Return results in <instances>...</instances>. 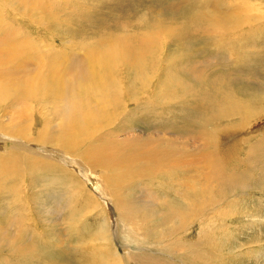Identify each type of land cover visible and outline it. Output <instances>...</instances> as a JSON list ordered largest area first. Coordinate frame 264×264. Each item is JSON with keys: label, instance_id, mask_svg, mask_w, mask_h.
Wrapping results in <instances>:
<instances>
[{"label": "rangeland", "instance_id": "374dc122", "mask_svg": "<svg viewBox=\"0 0 264 264\" xmlns=\"http://www.w3.org/2000/svg\"><path fill=\"white\" fill-rule=\"evenodd\" d=\"M101 58L110 65L106 81L113 89L102 110L95 106L97 100L88 103L81 97L96 85L93 65ZM80 65L83 73L70 90L67 83ZM220 75L233 78L240 96L251 91L262 102L243 116L231 112L236 106L225 96L216 95L221 100L206 110L203 102L216 94ZM0 130H124L127 137L159 134L163 147L185 139V133L172 130H196L200 145L223 133L211 180L218 200L211 220L215 221L211 230L206 225L214 239L211 264H264V0H0ZM14 141L21 140L4 136L0 147L6 150ZM224 150L227 154L218 157ZM70 159L55 154L53 160L89 180L86 187L104 204L118 245L114 202L106 199L100 182L101 191L95 188L99 171L80 169ZM202 170L196 163L183 180L187 183L194 174L199 178L196 187L203 186L207 172ZM168 180L163 179V195L172 197L177 186ZM156 186L158 204L163 196ZM68 189L37 185L23 190L21 197H12L8 190L0 195V213L5 211L0 214V264H22V256L32 252L47 260L36 264H101L111 259L108 249H100L98 256L93 251L92 240L104 215L92 212L87 200L71 194V189L67 194ZM131 190V198L140 194L138 188ZM156 204L148 208L150 216L162 214ZM160 218L167 253L177 254L171 221L165 211L163 217H153ZM146 230V246L163 251L165 245H154L160 229L152 224Z\"/></svg>", "mask_w": 264, "mask_h": 264}, {"label": "bare ground", "instance_id": "6f19581e", "mask_svg": "<svg viewBox=\"0 0 264 264\" xmlns=\"http://www.w3.org/2000/svg\"><path fill=\"white\" fill-rule=\"evenodd\" d=\"M109 67L110 65L107 64L106 58L96 60L93 65V77L97 87L95 84H92L93 87L89 86L81 94V97L87 99L88 103L93 99L97 100V104L95 101L93 102H95L97 109L100 110L104 109L103 104L107 103L109 96L113 93V89L110 88V84L106 81L111 72ZM80 70H84L81 65L72 79L68 81L67 86L70 90L74 89L76 86V78L82 75L83 71L81 72ZM232 79L229 78L228 75L227 77L220 75L218 80L219 89L216 91V94L211 93L213 98L205 99L203 102L206 110L213 109L215 101L221 100L214 97L216 95L225 96L226 101L236 106L231 112L238 111L243 116H246L253 109L254 105L262 102L260 100L261 97L257 95L251 96L253 93L251 91L248 92L245 90L242 96L236 93L234 91ZM57 89L58 86L51 87L50 94L55 96V90ZM96 95H99L98 99L94 98ZM243 102H247V105ZM80 109L86 111L82 102H80ZM221 109L225 113L228 112V107L226 105H221ZM172 131H174V133L177 132L178 135L180 133H185V139H181V137L177 138L171 145L163 147V136L159 134H157L158 137H155L156 135L151 136L148 133L149 136L145 134L147 138L138 136L127 137L123 133L124 130H0V138L4 136H13V138L15 137L21 140L20 142H15L16 140L13 143L7 142L9 146L6 150L5 147H0V149H4L0 151V195L1 197L4 196V192L8 190L12 197H21L26 194L24 192L25 190L28 191V188L30 190L37 185L41 187L63 186L65 188H70L72 190L71 194L74 192L76 194L75 196L83 199V201L87 200V202L84 203L88 206H92V209H90L92 212L100 210L104 215V220L102 222L100 221L101 225L96 229L94 234L95 237L92 240V242L95 243L93 250L95 255L98 256L100 249L102 251L103 249L111 251V259L106 258L108 260L103 261L101 264H211V257L213 254L211 249L214 239H212V236L208 233L207 226L209 230H211L210 227H213L212 224H214L215 220H211L215 213V202L218 201L212 191L211 180L216 156L215 148L225 136L223 133H215L200 145L198 144L196 130ZM30 144H34V146H30ZM232 147L233 146L228 145L226 148L231 149ZM227 152V150H224L218 153V157L227 154ZM55 154L60 157L72 158L73 162L78 164L80 169L85 170L91 168L99 171L100 176L98 178V185H95V188H100V182L104 189L106 199H112L114 202L113 206L118 214L117 238L120 242L118 245H114L111 235L112 231L110 230L104 204L96 199L86 187V182L89 180L87 179L84 181L82 179V181L71 169L65 168L60 163L53 160ZM70 162H72L71 159ZM196 163L207 172L205 174L206 181L203 183L204 185L198 188L196 186H199V178L196 179L194 174L189 178L187 183L183 180L184 174L188 169H193ZM220 171L221 169H219V175L222 176L223 174ZM86 172L87 170L85 174ZM82 175H84V173L81 170V176ZM163 179H170V182L173 183L172 187L177 186L175 196L170 197L165 196L166 194L163 195V190L165 192ZM23 184H25V187H22ZM155 186L163 196L162 199H160L163 201L159 203L157 201L158 204H156V199L154 198ZM131 188H138L140 194L131 198ZM70 189L64 191L68 194ZM99 190L101 191V189ZM132 190L134 191V189ZM53 192L55 191L53 190ZM56 193L58 194V192ZM83 195L85 198H83ZM156 198L158 197L156 196ZM7 199H5V201ZM89 199L92 203L88 202ZM8 201L10 200L8 199ZM155 204L159 205L158 207L161 209L162 214H151L152 216H150L148 208ZM164 211L171 221L169 229L172 233V239L174 238L172 243L179 245V250H176L177 254H168L166 250L168 245L166 244V246L163 243V232L166 230L163 229V218L157 221L153 219L155 216L163 217ZM2 212L5 214V211L1 210V213ZM204 217H206L205 220ZM14 219L16 220L19 218ZM152 224H154L155 229H160L161 232H158L162 239H160L159 233H157V244L154 242V245H165L163 251L157 252L146 246L147 234L144 231L146 228H151ZM141 225L143 226L141 227ZM228 230L229 229H227V231ZM20 231L21 230H19V233H21ZM7 234L5 236L6 238ZM14 235L12 237H14ZM25 235L26 234H24V236ZM20 236L18 237H23ZM31 239L30 241H32ZM43 240H41V242ZM172 243L169 244L171 245ZM6 245H8L7 241ZM35 245L36 244L33 245V248H38L37 246L39 244H37L36 247ZM120 246L123 249L125 248V254L119 251V249H121ZM151 247L154 248L153 245ZM19 249L22 251L21 248ZM172 249L174 250V247ZM11 250L13 252L15 251L13 249ZM62 251H64V249ZM168 252L172 253L171 250H168ZM92 258L93 256L91 259ZM21 260L22 264H36L38 261L41 263L44 261L36 252L30 253L28 256L24 254ZM46 261H44V263ZM59 264L64 263L60 262Z\"/></svg>", "mask_w": 264, "mask_h": 264}]
</instances>
